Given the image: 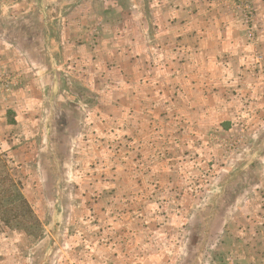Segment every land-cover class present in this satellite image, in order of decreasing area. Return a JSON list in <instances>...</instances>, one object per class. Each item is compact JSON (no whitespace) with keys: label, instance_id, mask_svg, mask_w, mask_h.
Here are the masks:
<instances>
[{"label":"rangeland","instance_id":"obj_1","mask_svg":"<svg viewBox=\"0 0 264 264\" xmlns=\"http://www.w3.org/2000/svg\"><path fill=\"white\" fill-rule=\"evenodd\" d=\"M97 1L0 0V157L40 221L29 232L0 222V243L17 246L18 264H264V27H258L251 1L216 0L221 9L241 17L246 37L257 42L243 65V89L224 91L226 103L242 105L241 114L227 121L226 132L201 139L194 146L197 157L181 160L179 168L193 175L189 181L181 176L183 182H165L161 192H177L183 202L179 213L165 216L158 228L151 227V220L118 226L113 215L98 216L100 190L108 196L117 192L108 203L116 211L126 190L111 193L106 182H83L88 173L76 171L79 151L89 142L83 139L82 121L89 116L82 103L98 96L87 89L82 64L63 66L62 42L77 33L79 21L89 20L86 12L79 18L73 12ZM103 1L109 11L127 7L145 14L156 0ZM90 20L88 30L97 37L102 21ZM12 52L24 54L20 68L40 77L34 95L45 100L42 122L19 119L10 106L9 95L22 85V74L12 71L8 61ZM226 77L237 88V77ZM177 96L182 104L188 100L184 89ZM204 158L213 161L208 165ZM163 207L169 212L176 204Z\"/></svg>","mask_w":264,"mask_h":264},{"label":"crops","instance_id":"obj_2","mask_svg":"<svg viewBox=\"0 0 264 264\" xmlns=\"http://www.w3.org/2000/svg\"><path fill=\"white\" fill-rule=\"evenodd\" d=\"M250 1L258 27H264V0ZM90 5L73 12L78 18L86 12L89 20L79 21L77 33L62 42L63 66L82 64L84 69L79 71L88 80L86 87L98 96L97 101L82 103L89 116L82 121L88 131L83 139L89 142L79 151L82 158L76 171L88 173L83 182H106L111 193L126 190L118 194L124 202L118 211L108 205L117 192L108 196L100 190L95 200L98 216L113 215L112 223L118 226L151 220V227L158 228L165 216L179 213L183 202L177 192H161L165 182L181 181V176L189 181L190 169L179 168L184 157H197L195 145L211 139L217 130L226 132L227 121L240 116L242 105L226 103L224 91L243 89V65L257 42L246 37L241 17L221 9L216 0H156L149 2L150 12L145 14L127 7L121 13L109 11L103 0ZM153 13L157 17H150ZM90 18L102 21L97 37L88 30ZM126 28L131 31L124 35ZM23 58L17 52L8 58L12 71L22 74L21 87L9 95L10 106L19 119L42 122L45 100L34 95L40 77L32 69L20 68ZM227 75L237 77V88ZM47 83L55 91L62 90ZM181 89L188 97L183 104L177 96ZM226 106L230 109H222ZM204 160L208 165L213 161ZM163 204H176V208L166 212ZM18 263L17 246L6 248L0 243V264Z\"/></svg>","mask_w":264,"mask_h":264},{"label":"trees","instance_id":"obj_3","mask_svg":"<svg viewBox=\"0 0 264 264\" xmlns=\"http://www.w3.org/2000/svg\"><path fill=\"white\" fill-rule=\"evenodd\" d=\"M21 189V182H16L8 165L0 157V222L9 228L29 232V227L40 225V221Z\"/></svg>","mask_w":264,"mask_h":264}]
</instances>
